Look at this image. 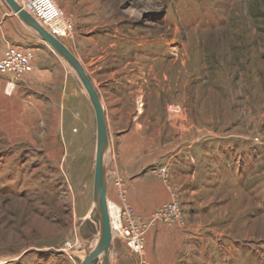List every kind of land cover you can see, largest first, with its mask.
Returning a JSON list of instances; mask_svg holds the SVG:
<instances>
[{
    "label": "rangeland",
    "instance_id": "374dc122",
    "mask_svg": "<svg viewBox=\"0 0 264 264\" xmlns=\"http://www.w3.org/2000/svg\"><path fill=\"white\" fill-rule=\"evenodd\" d=\"M57 1L75 24L62 42L105 108L113 240L115 203L146 224L173 199L182 212L147 228L141 257L121 239V264H264V0ZM6 12L0 0V23ZM26 26L37 38L20 47L61 64L13 92L0 75V264H80L100 230L96 116L75 70Z\"/></svg>",
    "mask_w": 264,
    "mask_h": 264
},
{
    "label": "built area",
    "instance_id": "2783aa9c",
    "mask_svg": "<svg viewBox=\"0 0 264 264\" xmlns=\"http://www.w3.org/2000/svg\"><path fill=\"white\" fill-rule=\"evenodd\" d=\"M21 9L32 15L46 30L61 41L74 39L75 24L67 19L65 12L59 6L57 0H15ZM32 52L25 51L15 46H8L0 59V75L6 77V91L13 92L17 80L33 71ZM162 174H167V167L160 169ZM120 186L121 181L117 180ZM124 194L122 193V196ZM118 227L115 228L121 234V238L136 254L142 255L146 241L147 228L156 222H165L168 225H181L183 223L180 204L177 199L160 205L151 215L149 223H141L136 216L134 208L128 203L117 205ZM113 223V222H112Z\"/></svg>",
    "mask_w": 264,
    "mask_h": 264
},
{
    "label": "water",
    "instance_id": "95a60500",
    "mask_svg": "<svg viewBox=\"0 0 264 264\" xmlns=\"http://www.w3.org/2000/svg\"><path fill=\"white\" fill-rule=\"evenodd\" d=\"M5 1L26 25L36 31L44 42L68 62L77 73L90 98L96 116L97 127L93 202L99 214L100 230L95 238L96 240L98 239L96 245L93 247L92 243L89 244L88 250L80 264H92L95 260H100L99 264H112L110 254L113 251L114 240L107 207L108 186L105 169L107 167L106 150L109 143V134L99 93L78 57L60 39L50 34L32 15L21 9L15 0Z\"/></svg>",
    "mask_w": 264,
    "mask_h": 264
},
{
    "label": "crops",
    "instance_id": "0c3cea01",
    "mask_svg": "<svg viewBox=\"0 0 264 264\" xmlns=\"http://www.w3.org/2000/svg\"><path fill=\"white\" fill-rule=\"evenodd\" d=\"M33 37L37 38L36 35L32 33L31 29H29L16 14L11 13V12L5 13V18L0 23V59L2 56L3 50H5L8 46H15L25 51L32 52L33 55H35L32 60L33 71L24 75L21 81L23 82L29 81V82H34V83L36 82L38 84V82H41V81L44 82V78H46V76L50 74L48 69L51 64H52L51 65L52 68H54L55 66L57 68V65H60L61 63L57 61V59H55L54 57H51V56H49L48 58L45 57V55H43L42 53L43 51L42 52L40 51L41 53H39L38 51H36L37 49L35 50L34 48L20 47V45L23 46L22 44H26L28 40L32 41V39H34ZM58 73H60V69L56 74ZM51 75L53 77L54 73H52ZM38 110L34 111L33 109L30 111L31 112L33 111V113L34 112L38 113ZM35 118H38V115L36 116L32 114L30 115V117H28V121L35 120ZM31 126L33 125L27 124V127L25 125L23 127L25 130L23 134L28 135V137L30 138H31V135L34 134L35 132L34 128H32ZM89 146L90 147H88V149L89 151H91V149L93 148V144ZM95 146H96V140H95ZM93 184H94V178H93ZM92 191H93V186H92ZM112 195H114V193H112ZM136 207L137 208L140 207L139 203L136 204ZM113 244H115L114 252L117 255L118 264H121V260L119 256L122 255V257L124 258L125 253L127 251L129 252V250H127L126 245L121 239H119V243L118 241L116 242V240H114ZM99 263H100V260H99Z\"/></svg>",
    "mask_w": 264,
    "mask_h": 264
},
{
    "label": "bare ground",
    "instance_id": "6f19581e",
    "mask_svg": "<svg viewBox=\"0 0 264 264\" xmlns=\"http://www.w3.org/2000/svg\"><path fill=\"white\" fill-rule=\"evenodd\" d=\"M41 24V23H40ZM43 26V25H42ZM44 27V26H43ZM45 28V27H44ZM46 29V28H45ZM101 99V98H100ZM101 104H102V106H103V109H104V112H105V108H104V105H103V103H102V101H101ZM106 169V168H105ZM95 205V204H94ZM107 207H108V213H109V217H110V224H111V228H112V217H111V211H110V208H109V204H108V197H107ZM115 207V206H114ZM95 208H96V205H95ZM97 210V209H96ZM116 227H118V225H116ZM114 228H115V226H114ZM116 229V228H115ZM117 231V230H116ZM117 234H116V236L117 237H119V238H121V234L117 231L116 232ZM112 235H113V230H112ZM115 236V237H116ZM122 239V238H121ZM97 241H98V239L96 240L95 239V241L92 243V246L94 247L95 245H96V243H97ZM127 245V244H126ZM127 247L129 248V246L127 245ZM92 248V247H91ZM130 249V248H129ZM91 250V249H90ZM131 250V249H130ZM83 255V254H82Z\"/></svg>",
    "mask_w": 264,
    "mask_h": 264
}]
</instances>
